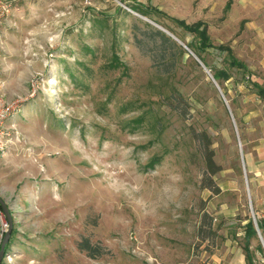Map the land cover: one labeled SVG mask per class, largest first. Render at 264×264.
I'll use <instances>...</instances> for the list:
<instances>
[{"label":"rangeland","instance_id":"rangeland-1","mask_svg":"<svg viewBox=\"0 0 264 264\" xmlns=\"http://www.w3.org/2000/svg\"><path fill=\"white\" fill-rule=\"evenodd\" d=\"M225 1L12 0L0 24V95L15 109L0 151L11 218L0 264H247L244 246L250 264H264L246 165L264 139L251 84L264 88V0ZM169 16L201 19L246 70L215 48L201 60ZM143 21L186 50L172 71L134 45ZM213 68L228 77L217 82ZM176 92L184 116L165 103ZM246 217L256 231L247 242ZM81 238L95 257L77 249Z\"/></svg>","mask_w":264,"mask_h":264},{"label":"trees","instance_id":"trees-1","mask_svg":"<svg viewBox=\"0 0 264 264\" xmlns=\"http://www.w3.org/2000/svg\"><path fill=\"white\" fill-rule=\"evenodd\" d=\"M229 5L230 0H226L224 3V9H227ZM132 8L142 13L150 10L148 6L141 4V2H134L132 4ZM169 18L176 25L181 27V29L189 32L192 35L194 39L193 44L185 42V45L193 50V52L201 60L202 58L200 56V52L206 51L208 48H215L219 51L225 52L226 61L229 66H234L241 69L242 71L246 70L245 64L231 53L229 46L220 43L213 44L211 42L207 33L206 23H204L201 19L186 22L184 19L174 16H169ZM132 37L133 43L137 47V49L141 53L149 56L151 65L157 63L158 67H155V69L162 73L172 71L177 65L179 54L186 52V50L181 47L177 40L172 38L169 34H167L159 27L147 21H143V26L135 25V30L133 31ZM212 77L217 82H219V80L228 77V72L224 68H213ZM251 84L256 87V93L264 99V88L260 86L256 81H251ZM173 99H175L174 102H172L173 100H167L165 101V103L170 108L176 110L179 115L184 116L187 108L185 106L179 105V102L182 101L181 95L176 92L175 98ZM203 159L207 172L209 174H213L217 170V167L212 160V150L210 148L203 149ZM207 180L211 182V178L207 177ZM256 226L260 228V222L256 221ZM255 233L256 231L251 219L249 217H246V223L244 224L245 242H247L248 239L255 237ZM9 245L10 242L8 241L4 246V251L8 250ZM75 246L78 250L84 251L85 254L89 257H95L94 252H98L99 250V247L97 245H90L87 238L79 239L78 241H76ZM242 250L244 252L245 259L247 260V264H250L247 247L244 246Z\"/></svg>","mask_w":264,"mask_h":264},{"label":"crops","instance_id":"crops-1","mask_svg":"<svg viewBox=\"0 0 264 264\" xmlns=\"http://www.w3.org/2000/svg\"><path fill=\"white\" fill-rule=\"evenodd\" d=\"M255 157L249 154L246 159L249 184L252 187L254 207L258 216H264V139L262 145L254 149Z\"/></svg>","mask_w":264,"mask_h":264},{"label":"built area","instance_id":"built-area-1","mask_svg":"<svg viewBox=\"0 0 264 264\" xmlns=\"http://www.w3.org/2000/svg\"><path fill=\"white\" fill-rule=\"evenodd\" d=\"M11 7L12 0H0V24L2 20L6 17V15L9 13ZM14 110L15 109H9V107L4 102L3 97L0 95V151L6 147L5 143L8 140L11 131V128H9L5 120L8 115H10ZM1 219L2 214L0 211V221Z\"/></svg>","mask_w":264,"mask_h":264},{"label":"water","instance_id":"water-1","mask_svg":"<svg viewBox=\"0 0 264 264\" xmlns=\"http://www.w3.org/2000/svg\"><path fill=\"white\" fill-rule=\"evenodd\" d=\"M157 27H159V26H157ZM159 28L162 29L163 31H165L163 28H161V27H159ZM165 32L167 34H169L172 38L177 40V38L174 37L172 34H170L167 31H165ZM0 208H1V210L3 212V215H4L5 219H6V225H7L6 230H5V232H4L3 236H2V239L0 241V260H1V258L3 256V253H4V244L7 241L9 233H10V230H11V218H10L9 212H8L5 204L3 203V201L1 199H0Z\"/></svg>","mask_w":264,"mask_h":264}]
</instances>
